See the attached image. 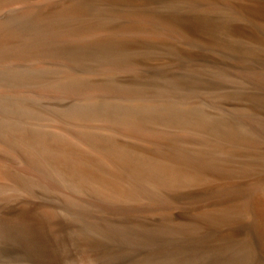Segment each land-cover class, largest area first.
I'll return each instance as SVG.
<instances>
[{
    "label": "bare ground",
    "instance_id": "bare-ground-1",
    "mask_svg": "<svg viewBox=\"0 0 264 264\" xmlns=\"http://www.w3.org/2000/svg\"><path fill=\"white\" fill-rule=\"evenodd\" d=\"M244 12L263 26L264 0H0L1 235L56 246L67 211L84 228L264 260V121L155 104L144 67L93 73L74 55L174 48L178 33L156 14L206 38ZM50 93L72 105L30 103Z\"/></svg>",
    "mask_w": 264,
    "mask_h": 264
},
{
    "label": "rangeland",
    "instance_id": "rangeland-1",
    "mask_svg": "<svg viewBox=\"0 0 264 264\" xmlns=\"http://www.w3.org/2000/svg\"><path fill=\"white\" fill-rule=\"evenodd\" d=\"M122 13L124 17L147 14L132 7H122ZM233 15L219 17L220 21L211 26L225 31L206 38L151 15L158 26L176 30L180 39L174 48L127 57L74 52L75 60L88 65L93 73L106 64L144 67L139 76L146 77L144 89L152 94L155 104L165 103L180 110L196 104L200 112L195 113L221 123L263 122L264 23L259 26L251 21L256 19L251 13ZM50 96L30 103L50 112L66 110L63 104L72 105L57 93ZM60 218L67 231L54 239L52 245L56 246L39 245L8 233L3 236L0 231V264H264L256 252L254 257L237 259L220 252L190 253L182 245L155 237L81 227L67 211H62Z\"/></svg>",
    "mask_w": 264,
    "mask_h": 264
}]
</instances>
